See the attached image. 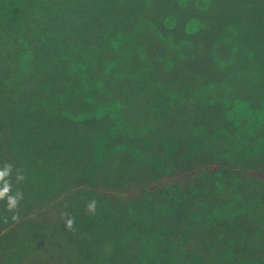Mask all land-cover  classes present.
<instances>
[{"label": "trees", "instance_id": "16d2710c", "mask_svg": "<svg viewBox=\"0 0 264 264\" xmlns=\"http://www.w3.org/2000/svg\"><path fill=\"white\" fill-rule=\"evenodd\" d=\"M4 171L0 264H264V0H0Z\"/></svg>", "mask_w": 264, "mask_h": 264}, {"label": "clouds", "instance_id": "9594fccd", "mask_svg": "<svg viewBox=\"0 0 264 264\" xmlns=\"http://www.w3.org/2000/svg\"><path fill=\"white\" fill-rule=\"evenodd\" d=\"M6 175H7V171L0 172V180H3V178H4ZM6 191H8L7 187H6L3 191H0V199L3 198V193L6 192ZM16 203H17V201H16L15 198H13V197H9V199H8V209H9V210L14 209V208L16 207ZM95 203H96L95 201H92V202H90V203L87 205V210H88L89 212H94V211H95ZM66 223H67V227H68L69 229H71L72 226H73L74 221H73L72 219H68Z\"/></svg>", "mask_w": 264, "mask_h": 264}]
</instances>
